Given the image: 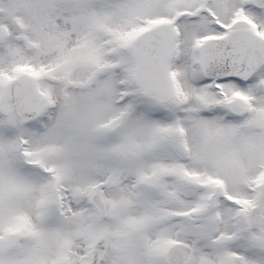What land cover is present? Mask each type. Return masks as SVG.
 <instances>
[{"label": "snow or ice", "instance_id": "6c2138e0", "mask_svg": "<svg viewBox=\"0 0 264 264\" xmlns=\"http://www.w3.org/2000/svg\"><path fill=\"white\" fill-rule=\"evenodd\" d=\"M0 264H264V0H0Z\"/></svg>", "mask_w": 264, "mask_h": 264}]
</instances>
